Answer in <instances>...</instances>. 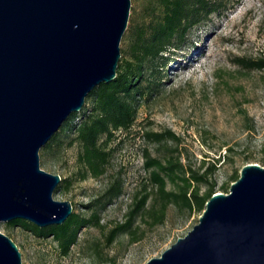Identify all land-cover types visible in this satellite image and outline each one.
I'll list each match as a JSON object with an SVG mask.
<instances>
[{"label": "rangeland", "instance_id": "obj_1", "mask_svg": "<svg viewBox=\"0 0 264 264\" xmlns=\"http://www.w3.org/2000/svg\"><path fill=\"white\" fill-rule=\"evenodd\" d=\"M129 3L118 61L127 58L125 35L137 20L142 0ZM164 56L143 64L144 76L151 73L156 81L155 90L148 99L136 97L133 127L126 134L114 133L103 174L81 178L79 146L71 140L73 130L60 132L62 126L52 149L45 155L39 151L41 169L70 180L67 188H56L53 197L70 200L72 210L82 216L93 211L97 224L81 226L69 252L62 255L51 236H36L20 226L5 228L1 222L0 230L19 247L21 264H142L185 234L197 222L199 211L187 212L170 202L161 221L149 223L148 210L150 205L158 207L159 198L142 168L145 148L160 156L175 148L192 168L202 157L227 155L210 174L214 191H223L224 184L227 191L230 175L243 164L264 166V70H246L235 63L239 57L264 58V0H227L217 13L193 25ZM77 113L72 124L81 119L82 110ZM148 128L172 130L179 136L177 145L163 148L145 141L140 134ZM112 183L120 190L108 197L104 193ZM144 190L149 196L130 221L137 238L132 240L122 231L107 241L109 230L125 221L135 195Z\"/></svg>", "mask_w": 264, "mask_h": 264}, {"label": "water", "instance_id": "obj_2", "mask_svg": "<svg viewBox=\"0 0 264 264\" xmlns=\"http://www.w3.org/2000/svg\"><path fill=\"white\" fill-rule=\"evenodd\" d=\"M129 0H0V223H62L68 199L39 151L88 92L115 77ZM0 264H21L0 230ZM142 264H264V166L245 163L197 222Z\"/></svg>", "mask_w": 264, "mask_h": 264}, {"label": "trees", "instance_id": "obj_3", "mask_svg": "<svg viewBox=\"0 0 264 264\" xmlns=\"http://www.w3.org/2000/svg\"><path fill=\"white\" fill-rule=\"evenodd\" d=\"M227 0H142V5L137 20L128 29L125 35L127 58L120 59L115 70V77L108 83H100L92 88L84 98L81 107L82 115L78 123L72 124V120L78 114L73 112L63 122L61 131L73 130L72 141L77 142L79 152L78 162L81 165V178L87 175L97 177L105 172L112 149L110 143L114 139V133H129L133 127L137 100L148 99L155 90L156 81L151 79V73L144 76L143 64L154 62L164 58V53L174 49L195 24L206 19L210 14L222 9ZM235 63L246 70H264V58L235 59ZM219 77L218 72L214 73ZM87 104L88 108L85 109ZM83 109H85L83 111ZM59 131L40 149L41 155L47 154L57 142ZM140 136L147 142L157 147L166 148L169 145H177L179 136L170 129L141 130ZM176 152L173 155L172 152ZM142 168L147 171V181L154 187L159 198L158 207L152 205L148 210L150 224L161 221L164 209L168 203L178 208H184L187 212L199 211L204 207L205 200L214 191L210 174L218 162L224 160L227 155L218 154L215 158L205 160L202 157L197 167L192 168L181 161L176 149L165 152L162 156L151 155L148 149H143ZM238 177V171L234 170L230 175V181ZM70 183L68 178L61 179L57 189L67 188ZM167 183L171 188L166 189ZM227 184L222 189L226 191ZM120 187L116 183L110 184L105 190V195H116ZM149 196L148 191H142L135 195L134 201L124 222L117 223L107 235L110 241L115 234L127 231L130 238L136 239L134 228H130L133 216L139 213ZM93 211L88 216H82L72 210L67 218L59 224L38 226L23 218H14L3 223L5 228L20 226L40 237L51 236L58 245L59 253L65 255L70 246L76 241L81 226L94 223Z\"/></svg>", "mask_w": 264, "mask_h": 264}, {"label": "bare ground", "instance_id": "obj_4", "mask_svg": "<svg viewBox=\"0 0 264 264\" xmlns=\"http://www.w3.org/2000/svg\"><path fill=\"white\" fill-rule=\"evenodd\" d=\"M172 68H174V67H172Z\"/></svg>", "mask_w": 264, "mask_h": 264}]
</instances>
